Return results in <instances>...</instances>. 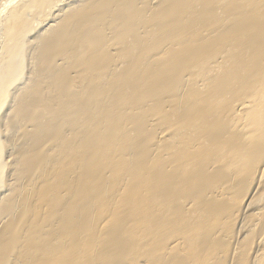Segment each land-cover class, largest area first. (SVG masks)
Segmentation results:
<instances>
[{
    "label": "bare ground",
    "instance_id": "6f19581e",
    "mask_svg": "<svg viewBox=\"0 0 264 264\" xmlns=\"http://www.w3.org/2000/svg\"><path fill=\"white\" fill-rule=\"evenodd\" d=\"M0 264H264V0H0Z\"/></svg>",
    "mask_w": 264,
    "mask_h": 264
}]
</instances>
